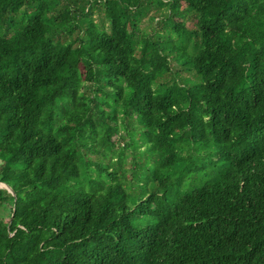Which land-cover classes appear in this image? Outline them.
Here are the masks:
<instances>
[{"label": "trees", "instance_id": "16d2710c", "mask_svg": "<svg viewBox=\"0 0 264 264\" xmlns=\"http://www.w3.org/2000/svg\"><path fill=\"white\" fill-rule=\"evenodd\" d=\"M0 183V264H264V0H0Z\"/></svg>", "mask_w": 264, "mask_h": 264}, {"label": "rangeland", "instance_id": "374dc122", "mask_svg": "<svg viewBox=\"0 0 264 264\" xmlns=\"http://www.w3.org/2000/svg\"><path fill=\"white\" fill-rule=\"evenodd\" d=\"M154 16V12L151 11L149 13V15L147 17H145L141 23V30L145 33L151 34L154 30H159V27L156 25L157 20L160 18L158 16H155V19L153 21L150 20L149 17ZM101 19V14L99 12H95L93 14V20L95 22H99V20ZM187 26L189 28L192 27V23H188ZM171 65L173 66L175 71H179L180 67L178 65L175 64V62L173 60H171ZM183 76H186V74H182ZM137 139H138V134L137 133H131L129 138H128V143H129V147L124 150V151H115V154L121 155L123 157H125L124 161H122L121 163H124L123 167L125 170V173L127 176H124V179H126L124 181V185L126 188V191L128 193H131V195H133L134 193H137L138 191L135 189L134 185H132L130 183L131 180V172H132V167H134V163H138L139 160L144 158V155L142 154L144 148H138L137 151L134 150V147L137 144ZM121 143V142H120ZM124 143V142H122ZM120 146V144H118ZM91 159H95V155H92ZM127 181V182H126ZM1 187V186H0ZM133 187V190H131L130 188ZM135 189V191H134ZM12 210V205L9 202H5L0 206V217H4L5 219H7L9 217V214ZM136 219L132 218V222L135 223Z\"/></svg>", "mask_w": 264, "mask_h": 264}, {"label": "water", "instance_id": "95a60500", "mask_svg": "<svg viewBox=\"0 0 264 264\" xmlns=\"http://www.w3.org/2000/svg\"><path fill=\"white\" fill-rule=\"evenodd\" d=\"M0 185L5 186V187H0V189H4V190H6L9 194H11L12 196H14L13 191H12L8 186H6V185H4V184H1V183H0Z\"/></svg>", "mask_w": 264, "mask_h": 264}, {"label": "built area", "instance_id": "2783aa9c", "mask_svg": "<svg viewBox=\"0 0 264 264\" xmlns=\"http://www.w3.org/2000/svg\"><path fill=\"white\" fill-rule=\"evenodd\" d=\"M121 146H123V144H121Z\"/></svg>", "mask_w": 264, "mask_h": 264}]
</instances>
